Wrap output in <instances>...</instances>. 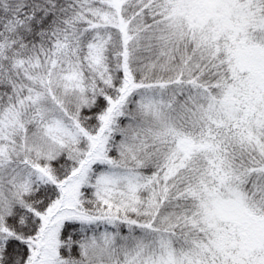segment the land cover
Instances as JSON below:
<instances>
[{"label":"snow or ice","instance_id":"1","mask_svg":"<svg viewBox=\"0 0 264 264\" xmlns=\"http://www.w3.org/2000/svg\"><path fill=\"white\" fill-rule=\"evenodd\" d=\"M0 264H264V0H0Z\"/></svg>","mask_w":264,"mask_h":264}]
</instances>
